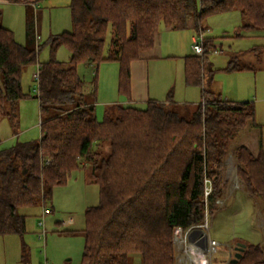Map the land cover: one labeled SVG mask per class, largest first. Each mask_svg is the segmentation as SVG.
<instances>
[{"label": "trees", "instance_id": "trees-1", "mask_svg": "<svg viewBox=\"0 0 264 264\" xmlns=\"http://www.w3.org/2000/svg\"><path fill=\"white\" fill-rule=\"evenodd\" d=\"M70 7L73 29L51 36V58L40 63L44 44L36 43L31 19L26 34L35 47L16 40L0 11V119L18 118V104L27 95L22 73L32 64L38 67L41 114L39 139L0 149V237L24 234L27 215L21 208L45 206L74 170L91 165L100 203L86 211L79 264H130L133 252L143 264H176L175 229L200 225L217 210L224 160L238 133L249 123L258 126L255 105L223 100L204 85V65L214 49L209 37L203 55L185 58L186 83L203 86L202 102L190 118L174 108L170 92L166 101L150 99L145 108L109 104L99 119L96 96L87 97L78 67L118 61V91L129 96L131 63L153 47L161 27L184 29L193 19L203 33L206 15L238 10L242 28L264 31V0H71ZM60 45L71 52L68 62L55 58ZM237 59L226 70L251 69ZM97 78L96 70L95 87ZM234 156L245 189L264 200V149L253 154L239 146ZM245 243L242 256L230 264H264V246Z\"/></svg>", "mask_w": 264, "mask_h": 264}, {"label": "rangeland", "instance_id": "rangeland-1", "mask_svg": "<svg viewBox=\"0 0 264 264\" xmlns=\"http://www.w3.org/2000/svg\"><path fill=\"white\" fill-rule=\"evenodd\" d=\"M70 5L71 0H40L38 7L27 10L26 6L17 7L16 4L9 3L0 9L4 10L2 24L11 28L16 40L21 44L30 47H35L37 42L44 44L39 51L38 61L46 62L51 58V47L46 42L53 35L73 29ZM9 11H12L11 17ZM27 18L34 23L36 43L27 38ZM190 22L194 23L193 19H190ZM201 22L206 25L204 37L211 38L214 46L221 50L217 54L212 49L208 54L209 60L204 65V85L220 95L223 100L252 102L255 105V121L258 126L253 127L249 123L238 133L224 160L225 182L222 197L217 200L218 208L208 220L196 227L205 232L204 236L195 234L197 237L203 239L210 235L212 239L220 242L217 251L210 252L205 247L203 251L201 248L205 240L192 248L191 240L187 237V240H184L186 230H178L174 234L176 264H196L190 254L197 247L202 252V263L230 264L235 258L238 242L261 243L264 246V200L251 196L245 189L238 175V163L234 156L239 146H245L241 142L246 136L254 147L258 144L259 148L261 143L264 149V31L242 28L241 15L236 10L210 13ZM160 31L166 33L164 27H161ZM165 33L167 50H173V53L176 50L178 55L194 53V39L200 40V34L192 38L195 32L188 28ZM109 39L110 36L106 41V49ZM236 55L240 64H248L251 69L226 70L230 58ZM70 57L68 47L60 45L55 58L68 62ZM183 58L164 57L161 58L163 60L152 58L147 61L151 65L152 88L156 85L161 70L164 73L163 78L170 76L173 82L177 79V83L171 85L162 101L171 92L176 100L174 108L190 118L196 106L202 102L203 86L186 85L183 79ZM92 67L96 66L80 64L78 70L86 80L87 97L93 99V96H96V114L101 119L107 105L122 103L123 96L118 91L120 64L118 61H103L98 68ZM37 68V64H32L26 66L22 73V87L27 95L21 100L19 124L18 118L0 119V149L40 137L41 114L38 99L35 97L38 94V76L35 74ZM211 69L214 70L212 79ZM96 70L98 78L95 87L93 80ZM93 89H96V92L91 94ZM136 106L146 107L145 104ZM91 173V165L76 169L65 185L54 189L53 199L46 203V207L40 203L33 207L21 208V212L27 215V230L22 235L12 233L0 237V264L81 263L85 246L86 211L100 203L99 185L92 180ZM45 209L48 212L44 215ZM130 264H143L140 253H131Z\"/></svg>", "mask_w": 264, "mask_h": 264}, {"label": "crops", "instance_id": "crops-1", "mask_svg": "<svg viewBox=\"0 0 264 264\" xmlns=\"http://www.w3.org/2000/svg\"><path fill=\"white\" fill-rule=\"evenodd\" d=\"M9 3L10 4H16L17 7L26 6L27 10H29L30 8L34 9V8L38 7V5H39V2L34 3V2L29 1V0H0V9L2 6H4V5L6 6V4H9ZM4 9H8V8H4ZM0 11L2 12V17H3V11L4 10H0ZM236 11H238V10H236ZM238 12L241 15L240 11H238ZM11 14H12V11H9L10 17H11ZM27 15H28V13H27ZM241 19H242V26H243L244 18L242 17V15H241ZM27 21H28V18L26 19V24H27ZM201 26L203 28L206 27V25H204V23H202V22H201ZM6 27L10 28L8 26H6ZM164 28H165L166 33L173 32V31L177 30L176 28H173L172 26H164ZM186 28H188V30H194L195 33L192 34V38H196L195 37L196 34H200V32L196 29L195 24L191 23L190 21L188 22V25ZM164 33L165 32H161L159 30L155 36V41H154L153 47L150 50L142 52L141 57L139 59L132 61V63H131V93L129 96L121 94L123 96V98L121 99L122 100L121 104H123V105L145 104L146 105L150 99L162 101V99L166 95V93H167L168 89L171 87V85L177 83V79L173 82L171 80L170 76L163 78L164 73L161 70V73L158 76V79H156V85L152 88L151 65L147 61V60H150L152 58L155 60H163L161 58H164V57L165 58H172V57H176V58L182 57L183 58L184 57L183 58L184 59V61H183V65H184L183 79H185L184 78L185 77V58L187 56L193 55L194 53H191V54L189 53L186 55H184L185 53H183L182 55H178V54H176L177 53L176 50L173 53V50H171V49H170L171 50V52H170L169 50H167L168 46L164 42V40H165L164 39V37H165ZM203 33L204 34L206 33L205 29H204ZM238 35L240 36V33H238ZM220 51L221 50H219V47L214 46L213 52L218 54V53H220ZM235 57H238V56L236 55ZM230 59H232V57ZM150 62H155V61H150ZM182 68H183V66H182ZM36 72H35V74H36ZM186 85L188 86V84H186ZM172 99L176 102V100L174 99V96H172ZM166 100H167V98L164 101H166ZM226 100L231 101L230 99H226ZM103 101L107 102V100H103ZM38 102H39V100H38ZM232 102H238V101H232ZM242 102H244V101H242ZM96 103L98 104V101H96ZM20 104H21V101H20L19 107H18V111H19V113H18V124L20 121V107H21ZM251 126L256 127L252 123H251ZM17 127H19V125ZM40 136H41V134H40ZM248 140H249L248 136H246L245 140L242 141L241 144L247 146L251 152H254L253 154H256L259 151L260 147H262L261 143H260L259 148H258V144H257V147H254L253 143L248 142ZM257 148H258V150H257ZM202 248H204L203 245H202Z\"/></svg>", "mask_w": 264, "mask_h": 264}, {"label": "built area", "instance_id": "built-area-1", "mask_svg": "<svg viewBox=\"0 0 264 264\" xmlns=\"http://www.w3.org/2000/svg\"><path fill=\"white\" fill-rule=\"evenodd\" d=\"M39 37V36H38ZM204 33H200V40L198 39H195L194 40V44H193V51H194V54H197V55H203L204 53ZM36 75L38 76V72H36ZM48 210L45 209L44 210V215L45 213H47ZM42 224L44 225V222L42 221ZM201 225V224H200ZM197 226H194V227H191V228H188L186 230V235L184 236V240H187V238H189V233L194 229L196 228ZM180 230L181 232H184L183 229L181 227H178L175 229V232L174 234L176 233V231ZM187 237V238H186ZM175 238L177 239V234L175 235ZM205 240V241H204ZM190 241V240H189ZM206 242V248L210 251V252H216L217 251V248L219 247L220 245V242L215 240V239H212L210 237V235L205 238H200V237H197L196 235L194 236V240L193 241H190L191 243V246L192 245H200L202 242ZM203 251H204V248H201Z\"/></svg>", "mask_w": 264, "mask_h": 264}, {"label": "water", "instance_id": "water-1", "mask_svg": "<svg viewBox=\"0 0 264 264\" xmlns=\"http://www.w3.org/2000/svg\"><path fill=\"white\" fill-rule=\"evenodd\" d=\"M197 233H202L205 235V232L202 229L199 228H194L190 234H189V240H194V236ZM247 246V244L245 242H238L235 249L237 250V252L235 253V258H233L231 260V263H236L239 258L242 256V251H244L245 247ZM203 247L206 248V243L204 242Z\"/></svg>", "mask_w": 264, "mask_h": 264}, {"label": "bare ground", "instance_id": "bare-ground-1", "mask_svg": "<svg viewBox=\"0 0 264 264\" xmlns=\"http://www.w3.org/2000/svg\"><path fill=\"white\" fill-rule=\"evenodd\" d=\"M199 234L204 236V234H202V233H199ZM193 246H195V245H192V248H194ZM190 256L193 257L196 260V264H201L203 262V258L201 257L202 256V252L200 251V249L198 247L195 248L194 252H192L190 254ZM202 264H204V263H202Z\"/></svg>", "mask_w": 264, "mask_h": 264}]
</instances>
